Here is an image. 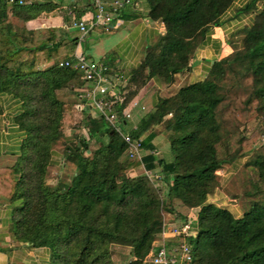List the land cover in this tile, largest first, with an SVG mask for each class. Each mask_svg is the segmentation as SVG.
<instances>
[{
    "label": "trees",
    "instance_id": "trees-1",
    "mask_svg": "<svg viewBox=\"0 0 264 264\" xmlns=\"http://www.w3.org/2000/svg\"><path fill=\"white\" fill-rule=\"evenodd\" d=\"M235 2L143 0L142 13L128 15V4L117 10L119 18L143 14L164 25L145 46L140 64L125 74L128 92L115 104L117 126L140 143L142 157L136 159L94 107L82 109L75 122L76 104L87 102L78 90L85 77L59 63L73 60L80 32L74 29L59 39L53 28L27 25L57 4L0 0V94L19 100L15 121L25 134L14 164L0 167V195L12 206L16 238L46 248L47 264H115L116 247L128 250L126 264H152L148 254L165 216L173 219L177 211L181 224L188 220L179 208L196 209L186 237L192 253L188 264H264V155L248 162L256 176L246 191L245 209L236 213L215 198L217 171L236 166L246 154L245 135L225 129L220 113L235 86L245 88V108H254L264 135V0ZM233 22L227 34L232 51L215 58L201 80L158 95L137 123L126 117L141 88L152 79L171 86L191 69L213 27ZM157 126L169 145L162 157L154 143ZM54 157L60 167L71 169L49 182ZM139 167L142 172H131ZM175 244L169 239L170 246Z\"/></svg>",
    "mask_w": 264,
    "mask_h": 264
},
{
    "label": "crops",
    "instance_id": "crops-1",
    "mask_svg": "<svg viewBox=\"0 0 264 264\" xmlns=\"http://www.w3.org/2000/svg\"><path fill=\"white\" fill-rule=\"evenodd\" d=\"M29 2H45L49 0H28ZM57 7L43 13L39 17L30 20L29 28H53L57 38L69 36V31L73 18L77 14H84L94 11L92 0H51ZM111 1V0H105ZM246 0H236L235 4H243ZM128 15L143 12V0H131L126 6ZM80 16V17H81ZM237 23V22H236ZM236 23H229L222 26H215L206 44L198 49L191 59V69L177 76L175 83L165 87L157 79H152L145 87L139 90L136 99L144 108L129 107L132 114L131 121L137 123L139 117L148 111L156 101L158 95H168L176 91L180 86L201 80L215 58L226 56L232 51L227 43V34L233 29ZM116 26L107 33L100 26L94 27L86 35L96 33L99 37L97 43L92 48L95 58L91 57L89 51L81 47L78 40L74 54L83 53L87 58L105 62L111 70L128 73L132 68L137 67L142 59L144 48L147 44L156 40L159 34L164 32V25L161 22L150 20L143 16L119 18L115 22ZM105 34V35H104ZM78 34L77 36H79ZM84 37V38H85ZM0 167L14 164L22 140L24 131L15 121L16 115L21 110L20 102L17 98L0 94ZM158 137V136H157ZM161 139H164L161 133ZM156 138L154 143H156ZM161 146V152L157 146V154L161 157L168 154ZM53 165L60 168L58 157H54ZM218 199H222L219 195ZM12 206L9 201L0 195V264H47L49 252L46 248H33L21 239L16 238L13 233Z\"/></svg>",
    "mask_w": 264,
    "mask_h": 264
},
{
    "label": "built area",
    "instance_id": "built-area-1",
    "mask_svg": "<svg viewBox=\"0 0 264 264\" xmlns=\"http://www.w3.org/2000/svg\"><path fill=\"white\" fill-rule=\"evenodd\" d=\"M27 1L18 0L22 4ZM130 2L131 0H92L94 11L88 12L80 18H73L70 28L79 30V41L83 40L85 35L96 26L111 29L116 26L115 22L119 19L117 10ZM59 65L79 69L84 74L85 84L78 90L80 98L84 97L87 102L77 103V111L81 112L88 105L94 107L111 126L120 132L127 142L129 157L140 159L142 151L139 141L133 140L128 133L122 132L116 124L115 104L124 101L126 97L128 76L119 71H109L105 62L89 59L83 53H75L73 60L67 59L60 62ZM130 106L144 108L138 99H131L125 109L127 118L132 116L129 111ZM192 222L190 216L186 222L178 225L165 221L159 239L153 243L148 254V261L152 264H188L192 259V253L186 237L191 231ZM171 238L176 240L174 246L169 245Z\"/></svg>",
    "mask_w": 264,
    "mask_h": 264
},
{
    "label": "rangeland",
    "instance_id": "rangeland-1",
    "mask_svg": "<svg viewBox=\"0 0 264 264\" xmlns=\"http://www.w3.org/2000/svg\"><path fill=\"white\" fill-rule=\"evenodd\" d=\"M104 32L105 34L107 33L106 31ZM98 40L99 37L97 36V34L92 33L87 35L83 40L80 41L82 49L85 51H89V54H91L92 58H95L92 53V48L94 44L98 42ZM245 97V88L235 86L227 93V98L220 108L223 127L230 131L236 129L239 131V133L244 134L246 137L242 142V147L246 154H244L239 159L236 166L226 164L222 167V169L217 171L220 185L218 187V192L216 193L215 198L217 199L219 195L222 196V199L219 202L226 205L236 213L242 211V209H245L248 206L249 196L246 194V191H248L251 187V180L253 178L252 176H256L255 170L251 165L248 164V162L254 155H264V135L260 133L254 108H245V105L243 103ZM80 117V112H75V122H77ZM70 127L71 126L67 127V133H70ZM125 128L126 127H124V129ZM157 130H159V135L158 137H156L155 141L157 143L158 149L161 152L162 146L169 153L168 141L165 139H161V126H157ZM56 149L58 151H61L62 146L57 145ZM157 155L158 157H160L161 153H158ZM70 169L71 166H61L59 168L57 166L50 165L48 168L49 182H53L56 179L58 172L65 173L70 171ZM142 171V167H139L131 172L135 174ZM260 189L264 192V184L260 186ZM258 198H261V196H258ZM179 209L181 213L187 215V217L190 216L193 220L192 223H194L196 209ZM172 217L174 218L170 219L168 215L165 216L166 220L171 224L178 225L181 223V219L177 215V211ZM113 257L115 264H126L127 259L129 258L128 250L125 248L116 247L113 252Z\"/></svg>",
    "mask_w": 264,
    "mask_h": 264
}]
</instances>
